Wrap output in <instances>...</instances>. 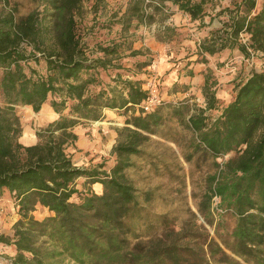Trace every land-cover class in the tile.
Segmentation results:
<instances>
[{
  "label": "trees",
  "instance_id": "1",
  "mask_svg": "<svg viewBox=\"0 0 264 264\" xmlns=\"http://www.w3.org/2000/svg\"><path fill=\"white\" fill-rule=\"evenodd\" d=\"M81 1L44 0L41 12L18 20L12 13L0 16V199H12L19 217L12 237L0 235V247L14 250L9 264H52L61 256L76 264H264V73L251 72L221 107L217 83L206 69L204 109L190 112L185 102L145 114L138 109L126 120V143L113 148V167H77L68 153L77 140L73 129L99 121L105 109L126 112L139 106L146 95L137 72L151 64L149 59L125 68L116 58L123 43L99 47L98 57L86 54L74 19ZM160 2L196 21L205 15L208 0ZM142 3L131 1L127 21L142 22ZM215 15L224 19L198 43L197 62L206 64L205 55L226 50L244 59L264 57V0H230ZM163 29V37L156 39L168 43L173 31ZM47 101L58 117L36 133V144L21 145L15 107L38 113ZM166 110L192 133L196 152L212 159L197 211L214 236L200 225L194 236L185 235V229L152 239L134 233L131 221L141 207L123 172L131 166L128 158L138 155L162 124ZM209 112L218 113L211 117ZM78 179L88 188L78 190ZM96 183L102 186L100 194L90 189ZM38 205L52 215L36 220L32 213ZM222 214L235 219L227 236L217 229Z\"/></svg>",
  "mask_w": 264,
  "mask_h": 264
},
{
  "label": "rangeland",
  "instance_id": "2",
  "mask_svg": "<svg viewBox=\"0 0 264 264\" xmlns=\"http://www.w3.org/2000/svg\"><path fill=\"white\" fill-rule=\"evenodd\" d=\"M43 1L0 0V16L12 13L14 18L18 20L33 10L41 12ZM131 1L133 0H102L101 2L82 0L75 10L74 19L81 44L86 48V54L98 57L101 56L100 53L96 52L99 47L123 43L122 52L116 58L122 59L119 63L125 68L132 69L135 62L151 59V64L145 70L137 72L143 85L146 83L151 65L154 64V59L150 53L139 48V45L144 43L148 35L159 41L156 37L158 39L163 37L165 30L163 27H166L173 31V34L172 40L168 43L164 42V44L178 47L186 41H195L198 45L200 41L206 39V31L209 30L210 32V29H215V27L220 28V21L224 17L217 18L215 14L230 5V0H208L202 20L191 21L188 16L169 2L140 0L143 2V9L139 12L140 15H143L142 22H138L136 19H131L129 22L126 19ZM148 5L151 7L148 8ZM127 22L129 24L127 30L124 31ZM211 25L213 26L211 27ZM134 51H138L139 54L133 56L131 53ZM219 57H221L220 60L215 62L216 68L210 70L211 79L217 83L216 96L221 95L220 91L225 92L223 100L220 98L218 100L223 107L233 99L235 87L242 83L251 72L264 73V57L256 56L251 59H244L236 50H227L223 56ZM205 72L206 70L201 71V73ZM162 81L163 78H161V83ZM199 85L192 84L198 89L201 88ZM189 86L183 83H175L168 88L162 86L160 94L163 104L157 108L177 106L179 103L185 102L189 106L190 112L194 109H204L205 100L202 91L185 98L182 95H171L172 91L181 93L185 91V87ZM46 104L49 110L45 111L43 107L41 115L42 108L38 113H34L31 107H15L21 127L18 138L21 145L25 146L33 141L36 144L38 142L36 133L53 121L54 115L51 112L49 102L47 101ZM131 108V114L127 115L129 118L138 114V108ZM217 113L209 112L208 115L215 117ZM162 116V124L156 128L153 135H148V140L139 147L140 153L128 158L131 166L123 172L125 178L135 189L141 207L139 216L131 221L134 233L141 235L142 238L152 239L168 237L170 230L177 233L185 229V235L194 236L197 233L194 231L195 225H200L207 229L211 236H214L213 228L204 225L197 211V205L205 191L206 179L212 172V159L201 151L196 152L192 144V133L185 128L177 116H174L169 110L163 111ZM125 123L126 121L117 128L114 142L108 144L104 138L101 139L100 150L94 154L99 157L98 160L95 159V156L87 157L85 154L84 157H87L88 160L84 159V164H80L79 167L90 169L93 166L101 165L105 171L113 167L117 160L113 154V148L116 145L126 143L128 139L125 127L130 126ZM230 156L217 159V161L221 163ZM75 185L80 191L88 188L84 186L81 179H78ZM90 189L92 190V188ZM96 193H100V191L97 190ZM1 203L0 235L8 236V234H12L13 225L19 217L14 216L16 209L12 199L7 198ZM216 203L217 199L214 198L212 208H215ZM32 216L41 221L50 215L45 209L37 206ZM214 220L215 222L218 220L216 214ZM221 221V226L217 229L221 235L227 236L226 234L230 233L234 226L235 219L228 214H222ZM216 241L218 242V239ZM131 242L134 243V241ZM10 257L7 248L0 247V264H9ZM52 264L76 263L61 256L56 258Z\"/></svg>",
  "mask_w": 264,
  "mask_h": 264
},
{
  "label": "crops",
  "instance_id": "3",
  "mask_svg": "<svg viewBox=\"0 0 264 264\" xmlns=\"http://www.w3.org/2000/svg\"><path fill=\"white\" fill-rule=\"evenodd\" d=\"M212 26L213 25H211V27ZM215 29H218V27H215ZM207 32H209V30L206 31V35H205L206 37L208 35ZM196 45L197 43L195 41H186V43L184 42L180 44L178 47H174L169 44H164V42L156 41L154 37L148 35V37L144 40V43L139 45V48L143 51L146 50L153 57L154 66L156 68L155 70L160 75V78H163V81L161 83L162 86H166L168 88L174 85L175 83H179V84L183 83L190 85L188 87V91H183L181 93L178 92L176 93V91L174 92L172 91L171 93L172 96L182 95V97L185 98L188 95L196 94L197 92L201 93V88L199 89L196 88V86H198L200 83L201 84L199 86L203 84V75L201 71H205L206 69L212 70L216 68L215 62H218L221 58L219 56H223V54H225V52L227 51L226 50L217 53L213 56L205 55V59L208 62L204 64L196 61L198 58V55L196 54L197 53ZM194 50L196 52L195 54H194ZM128 79H134V77H129ZM138 79H140V76H138ZM194 83H196L195 87L192 86V84ZM220 92L221 95L219 94L218 98L223 100V96L225 92L224 91H220ZM43 107L45 108V111L49 110V107L46 103L42 104L41 106L42 110L40 112V115L43 113L42 112ZM131 110H132L131 107L126 112L123 111V109H113V110L105 109L102 112V118L99 121L94 122L95 124H93V122H88L76 126L73 129V133L77 136V140L74 144V147L68 148V153L71 156V160L73 164L79 167L80 164L82 165L84 164L83 161L88 160L87 157L95 156L94 154H96V152H99L100 150L99 143L101 139L104 138L105 141L108 142V144L114 142L115 141L114 139L116 138L117 128H119L121 125L124 124L126 118H129L127 115L131 114ZM51 112L54 115L53 120H55L58 117V115L55 114L52 110ZM33 144L34 141L25 146H30ZM85 154L87 155V157H84ZM80 156H82V158H80ZM95 159L98 160L99 157L95 156ZM81 180L84 183V179ZM90 188H92V191L98 190V192L100 191V193L102 191V186L98 183L90 186ZM100 193H96V194H100ZM6 199L7 198L5 197L0 199V207L2 206L1 202ZM45 210L47 211V209ZM12 211H14V208H12ZM47 213L49 215H52V213L48 211ZM14 216L18 217L17 214H14ZM8 236L12 237V234L11 235L8 234ZM7 250L10 253V256L12 257L14 254L13 248L10 246L7 248Z\"/></svg>",
  "mask_w": 264,
  "mask_h": 264
},
{
  "label": "built area",
  "instance_id": "4",
  "mask_svg": "<svg viewBox=\"0 0 264 264\" xmlns=\"http://www.w3.org/2000/svg\"><path fill=\"white\" fill-rule=\"evenodd\" d=\"M146 78V83L142 86L146 99L139 106H133L140 109L142 114L150 113L163 104V99L160 94V88L162 86L161 78L156 72L154 64L151 65Z\"/></svg>",
  "mask_w": 264,
  "mask_h": 264
}]
</instances>
